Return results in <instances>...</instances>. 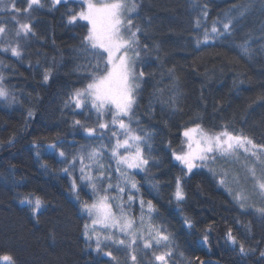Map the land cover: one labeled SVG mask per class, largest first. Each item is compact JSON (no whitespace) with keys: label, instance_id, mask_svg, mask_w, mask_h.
<instances>
[{"label":"trees","instance_id":"1","mask_svg":"<svg viewBox=\"0 0 264 264\" xmlns=\"http://www.w3.org/2000/svg\"><path fill=\"white\" fill-rule=\"evenodd\" d=\"M6 2L10 7V0ZM14 2L21 9L27 6L26 0ZM42 2V8L17 14L32 27L27 37L15 36L17 25L10 11L0 12V24L7 29L0 48L18 43L22 52L18 58L0 51V75L9 93L0 98V256L10 255L14 264H115L84 238L89 218L80 212V204L92 202L93 193L88 181L80 179L79 159L71 175L64 171L81 148L90 150L101 143L74 124L80 120L94 126L95 111L65 106L70 94L87 83V73L78 68L86 62L88 25L81 20L68 23L83 1L63 0L56 7H51V0ZM137 3L134 24L141 28V44L148 47L142 49L137 66L145 75L136 107L139 125L134 121L133 127L151 134L147 170L133 174L137 196L151 200L154 223L171 234L174 264H264L259 255L264 251V216L256 211L264 207V198L258 194L259 207L242 209L235 193L223 188L212 172L187 173L173 157L184 142L183 130L197 123L212 132L227 125L264 144V0ZM204 11V25L197 29L195 20ZM233 17L230 35L197 47L196 38H202L205 26L210 31L213 21ZM177 90L179 110L173 111L160 101ZM52 144L58 147L50 148ZM61 150L65 157L59 155ZM104 163L115 184V162L106 155ZM178 177L185 194L182 201L174 197ZM73 179L79 199L72 191ZM25 197H39L40 209L34 213L33 206L21 203ZM140 212L139 203H134L133 215L138 218ZM185 218L192 221L191 228ZM229 229L247 254L227 241ZM111 250L120 264H131L122 249ZM141 256L143 264H152L150 252Z\"/></svg>","mask_w":264,"mask_h":264},{"label":"snow or ice","instance_id":"2","mask_svg":"<svg viewBox=\"0 0 264 264\" xmlns=\"http://www.w3.org/2000/svg\"><path fill=\"white\" fill-rule=\"evenodd\" d=\"M61 2L62 0H51V7H56ZM26 3L27 6L21 9L16 6L14 0H10V7L9 2L0 0V12L12 13L10 18L16 22L14 34L17 38L32 34L31 25L21 22L17 14L22 11L30 12L33 6L41 8L45 6L42 0H26ZM137 8V0H83L81 10L68 16L69 24L81 20L86 21L88 25V33L84 37L86 62L78 68L87 73V83L85 87L70 94L65 106L72 105L75 109L95 111L94 126H88L86 122L82 123L80 120H75L74 124L82 127L89 137H97L101 143L99 147H92L90 150L81 148L78 156L72 157L64 171L71 175L79 159L80 179L88 181V187L92 190V202H82L81 209L89 218V222L84 225L83 235L87 241L95 240V251L103 252L115 264H120V261L111 250L112 246H116L118 250L122 249L131 264H143L141 253L147 256L149 252L152 264H174L171 234L154 223L152 213L155 209L151 200L145 202L142 197H137L140 190L131 171L147 170L151 158V134L147 131L140 132L133 127L134 121L139 125L136 107L142 78L145 75L143 71H137V64L142 56V49L148 47L141 44L138 35L141 28L134 24L133 13ZM206 17L207 12L204 11L202 17L196 18L197 29L204 25ZM233 19L234 17L213 21L210 31L205 26L202 38H196L197 47L201 43L208 44L210 40L230 35ZM6 32V26L0 24V37ZM241 48L245 54L249 52L246 45ZM0 51H10L12 56L18 58L22 56L18 43L16 46L0 48ZM49 76L50 73L46 71L43 76L45 82L49 80ZM3 80V75H0V98H7L9 93L3 86ZM178 98L177 90L167 101L161 99L160 102L170 104L173 111H176L179 110ZM28 115L31 117L32 112ZM106 134L110 135L105 144L103 141ZM182 135L185 138L183 142L185 147L179 152L174 151L173 157L187 173H192L194 168L209 167L215 174V169L210 165L215 164L218 158H225L236 164L242 162L243 170L247 174L245 181L251 182L254 194L258 193L264 198V144L257 143L243 131L236 132L227 125L212 132L206 131L197 123L186 127ZM145 146L149 149L148 155H145ZM49 147L55 149L58 145L52 144ZM59 155L65 157V152L61 150ZM106 155H109L110 160L116 164L118 179L115 184L112 182L111 173L105 170ZM65 162L68 163L67 160ZM228 175L227 170L220 174L219 183L225 187H228ZM233 179L239 183L238 175ZM71 187L79 199L75 179ZM174 197L177 201L185 199L182 180L179 177L175 182ZM235 198L243 209L249 197L244 192H237ZM137 200L141 210L139 223L131 214L133 204ZM21 203L33 206L34 213L42 205L39 197L34 201L25 197ZM256 211L264 216V207L257 208ZM185 223L189 228L192 227L190 219L185 218ZM226 238L233 246L239 244L241 254H247L244 244L238 241L231 229L226 233ZM204 242H208L207 235L204 236ZM259 255L264 258V251H260ZM0 261L14 264L10 255L0 256ZM200 264H203V261H200Z\"/></svg>","mask_w":264,"mask_h":264},{"label":"rangeland","instance_id":"3","mask_svg":"<svg viewBox=\"0 0 264 264\" xmlns=\"http://www.w3.org/2000/svg\"><path fill=\"white\" fill-rule=\"evenodd\" d=\"M63 1V0H62ZM83 1V0H81ZM137 13V11L135 13H133V16H135ZM86 22V21H84ZM87 23V22H86ZM138 66V64H137ZM137 71H140L138 68H137ZM143 79V78H142ZM81 110V109H79ZM185 139V138H184ZM185 145L184 143L182 144V146L176 150V152H179L182 148H184ZM178 162V161H177ZM212 168L215 169V174L213 173V171H210L209 170V167H198V168H194V170H197V169H205V170H208L210 172H212L218 179V182H219V178H220V174H222V172L224 170H227L229 175H228V178H227V184H228V187H225L223 185H220L225 188L229 193L233 194V193H237V192H244L246 195H248V199L247 201H245V207H248L249 205H253V207H259L260 205L258 204L259 200H258V193H255L254 194V189H253V185L251 184V182H246L245 181V176L247 175L246 172L243 170V167H242V162L240 164H236V163H233L231 161H228L227 159L225 158H218L216 163L215 164H212L210 165ZM133 174L135 173H142L144 171H140V170H131ZM239 176V183L235 182L233 177L235 176ZM136 180V179H135ZM137 181V180H136ZM138 184V182H137ZM139 188V186H138ZM138 198L141 197L140 195L137 196ZM235 197V196H234ZM235 200L237 201V199L235 198ZM145 201V200H144ZM138 202V200L136 201ZM134 202V203H136ZM147 202V201H145ZM238 202V201H237ZM91 203V202H89ZM139 203V202H138ZM239 203V202H238ZM153 204V203H152ZM240 204V203H239ZM134 205V204H133ZM248 205V206H247ZM146 211V209H145ZM80 212L82 214H84L82 212V209H81V204H80ZM133 215V208H132V213ZM141 214V212H140ZM86 215V214H84ZM134 216V215H133ZM154 216V211L152 213V217ZM140 217V215H139ZM139 217L137 218V223H139ZM89 242H93L94 243V250H95V240L93 239L92 241H89ZM103 256H105L103 254V252H101ZM107 257V256H105ZM0 264H6V262H3V261H0Z\"/></svg>","mask_w":264,"mask_h":264},{"label":"water","instance_id":"4","mask_svg":"<svg viewBox=\"0 0 264 264\" xmlns=\"http://www.w3.org/2000/svg\"><path fill=\"white\" fill-rule=\"evenodd\" d=\"M209 261H206L204 264L208 263Z\"/></svg>","mask_w":264,"mask_h":264},{"label":"bare ground","instance_id":"5","mask_svg":"<svg viewBox=\"0 0 264 264\" xmlns=\"http://www.w3.org/2000/svg\"><path fill=\"white\" fill-rule=\"evenodd\" d=\"M204 264V263H203Z\"/></svg>","mask_w":264,"mask_h":264}]
</instances>
